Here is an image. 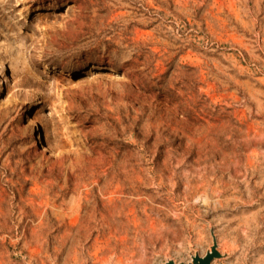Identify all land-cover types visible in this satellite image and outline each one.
<instances>
[{"label": "rangeland", "instance_id": "1", "mask_svg": "<svg viewBox=\"0 0 264 264\" xmlns=\"http://www.w3.org/2000/svg\"><path fill=\"white\" fill-rule=\"evenodd\" d=\"M264 264V0H0V264Z\"/></svg>", "mask_w": 264, "mask_h": 264}, {"label": "water", "instance_id": "2", "mask_svg": "<svg viewBox=\"0 0 264 264\" xmlns=\"http://www.w3.org/2000/svg\"><path fill=\"white\" fill-rule=\"evenodd\" d=\"M221 257L222 256L217 250L215 238L212 236V245L203 256H199L195 253L191 256V260L188 263H175L172 260H167L164 264H212L214 259H219Z\"/></svg>", "mask_w": 264, "mask_h": 264}]
</instances>
